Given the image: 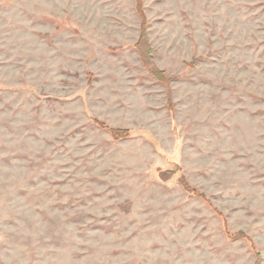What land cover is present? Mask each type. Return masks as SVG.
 <instances>
[{
  "label": "rangeland",
  "instance_id": "rangeland-1",
  "mask_svg": "<svg viewBox=\"0 0 264 264\" xmlns=\"http://www.w3.org/2000/svg\"><path fill=\"white\" fill-rule=\"evenodd\" d=\"M142 4L167 84L134 0H0V264H264V0Z\"/></svg>",
  "mask_w": 264,
  "mask_h": 264
},
{
  "label": "trees",
  "instance_id": "trees-1",
  "mask_svg": "<svg viewBox=\"0 0 264 264\" xmlns=\"http://www.w3.org/2000/svg\"><path fill=\"white\" fill-rule=\"evenodd\" d=\"M135 1V10L140 17L141 24H140V37L138 41L135 44L136 49L140 52L141 58L143 59V63L145 66L148 67L149 72L152 74V76L157 80L164 84H167L169 80L171 79L170 76H166L165 73L162 70H159L155 64H153V56H152V49L150 48L148 39H147V24H146V18L144 15L143 10V4L142 0H134ZM96 124L100 127L107 128L111 135L115 138L119 137H125L128 136V131L126 129L122 128H109L105 126L103 123L95 120ZM182 184L184 186V183L182 181ZM189 189L188 186L185 183L184 188ZM193 190V189H192ZM198 196H202L201 194H197ZM234 237H244L249 240V238L243 233V232H237ZM255 250V249H254ZM255 254L258 258H260V253L255 250ZM256 264H258V261H256Z\"/></svg>",
  "mask_w": 264,
  "mask_h": 264
}]
</instances>
